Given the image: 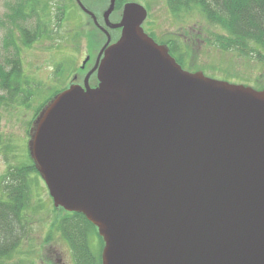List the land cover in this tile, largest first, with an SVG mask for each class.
Segmentation results:
<instances>
[{
    "label": "water",
    "instance_id": "water-1",
    "mask_svg": "<svg viewBox=\"0 0 264 264\" xmlns=\"http://www.w3.org/2000/svg\"><path fill=\"white\" fill-rule=\"evenodd\" d=\"M109 1L121 35L98 85L53 96L34 128L54 204L98 227L102 264H264V91L184 69L143 4L113 22Z\"/></svg>",
    "mask_w": 264,
    "mask_h": 264
},
{
    "label": "rangeland",
    "instance_id": "rangeland-1",
    "mask_svg": "<svg viewBox=\"0 0 264 264\" xmlns=\"http://www.w3.org/2000/svg\"><path fill=\"white\" fill-rule=\"evenodd\" d=\"M6 1L8 0H0V21L5 20L10 12ZM11 1L16 3V0ZM133 1L143 4L148 9L150 30L156 40L169 51L175 43L180 44L175 50V55L182 60L184 69L204 71L209 76L232 83H245L254 89L264 91V63L252 57H243L236 51H223L217 45L209 43V32L217 31L219 28L206 21L198 9H194L189 14L176 16L170 11L166 0ZM82 2L100 18V21L110 1L83 0ZM37 8L47 25V33L35 43L29 46L22 43L20 26L13 25L14 36L22 46L20 57L24 74L34 90L33 100L16 107L0 108L1 139L4 144L10 143L12 153L7 158L15 165L32 162L30 144L34 128L43 113L40 111L37 114L36 107L49 99L57 90L64 89L68 78L76 70L77 62H81L85 50L95 52L106 39L105 33L91 24L90 21L93 20L73 0H37ZM62 12L64 13L61 20ZM119 14L112 15L110 21H119ZM39 20L40 18L35 14L32 20L26 22L29 24H24L25 22L19 24L23 23L21 25H30L34 28ZM8 28L12 29L10 26ZM6 32L7 28L0 27V62L7 53L3 47V36ZM5 160L6 154L2 153L0 174L7 171L8 163ZM32 175L35 184L32 190L34 192L32 203L27 211L28 230L12 253L8 264H44L42 260L50 261V257H54V253H57L55 250H60L67 262L83 264V261L75 258L71 245L58 227V220L62 218L64 211L58 210L59 207L56 209L44 180L35 173ZM97 232L92 229L89 240L92 250L100 253L103 247Z\"/></svg>",
    "mask_w": 264,
    "mask_h": 264
},
{
    "label": "trees",
    "instance_id": "trees-1",
    "mask_svg": "<svg viewBox=\"0 0 264 264\" xmlns=\"http://www.w3.org/2000/svg\"><path fill=\"white\" fill-rule=\"evenodd\" d=\"M126 0H118L114 15L119 14ZM170 11L176 16H182L198 9L210 24L219 30L209 32L208 39L223 51H236L243 57H252L258 62L264 63V0H166ZM10 12L5 20L0 21V27L7 28L4 37V60L0 62V108L16 107L33 100V88L26 79L23 70L21 56L22 46L14 36L15 26H20L21 42L31 45L47 33V25L43 21L40 10L37 8V0H11L6 1ZM63 13L60 19L62 20ZM40 18L34 28L29 25H21L19 22L29 24V20ZM90 17V16H89ZM91 18V17H90ZM92 19V18H91ZM60 20V22H61ZM93 20V19H92ZM150 21V20H149ZM91 24L98 29L93 21ZM10 26L12 29L8 28ZM153 35V33L151 32ZM154 36V35H153ZM163 43V42H162ZM180 44L175 43L171 53L179 63L182 60L175 55V50ZM174 50V53H173ZM61 90H57L49 99L36 107L37 114L52 100L53 96ZM0 132V155L6 154L8 163L7 171L0 174V264H8L12 253L19 246L28 230V208L33 197V183L36 174L40 176L35 162L15 165L8 161L12 150L10 143L4 144ZM15 154V153H13ZM14 156V155H13ZM64 211L59 221V229L71 245L74 256L83 264H92L93 259L102 264L101 250L99 256L92 250L90 236L96 225L90 221L83 212ZM98 233V232H97ZM99 235V234H98ZM101 246H104L102 236ZM101 247V248H102ZM96 256V257H95ZM82 264V263H81Z\"/></svg>",
    "mask_w": 264,
    "mask_h": 264
},
{
    "label": "flooded vegetation",
    "instance_id": "flooded-vegetation-1",
    "mask_svg": "<svg viewBox=\"0 0 264 264\" xmlns=\"http://www.w3.org/2000/svg\"><path fill=\"white\" fill-rule=\"evenodd\" d=\"M82 1L83 0H81V2ZM73 2H75L78 5L77 0H73ZM117 2H118V0H116V4H117ZM126 2H127V0L123 3V5ZM116 4H115V9H116ZM114 10L110 14L109 20H111L112 15H114V12H115ZM104 12L105 11H103V13H102L101 20L99 21L100 18L98 16H97V20L101 26L106 27V22H105L106 20L104 18ZM119 15L121 17L122 10L120 11ZM91 18L93 19V17H91ZM149 20L150 19H149V15H148L147 18L145 19V21L143 22V28H144L143 30H145L149 35H151L154 38V40H156L157 38L151 34L152 30H150L151 24H150ZM97 27L100 29L99 26H97ZM106 28L108 29L107 32H108L109 36L106 32H104L102 29H100V31L103 32V34L105 33V37H106L105 42L95 52H93L92 50L91 51L90 50L84 51V53H83L84 55L81 58V62H79V61L77 62L76 67H75L76 70L73 74H71L70 78L67 80L66 85H64V88L71 86L72 84H75V83H79V84L83 85L85 83L86 79L88 80V83L90 86L95 87L98 85L97 83H99V81H98L97 74H96L97 69H95V68H96L98 62H100L104 56L103 50H104V46L106 45V43L108 41V37H110V44H111L114 41H116L121 35V29L120 28H117V29H112L110 27H106ZM156 41L158 43H160L158 40H156ZM180 64L182 65V63H180ZM40 178H42V177L40 176ZM58 207H59L58 210H60L62 208L60 206H56V209ZM28 225H29V222H28ZM102 250L103 249H101V258H102ZM59 251L55 250V252H57V253H54L55 256L50 257V261L48 259L47 260L43 259L42 263H44V264H71V262H67V260L64 259V257L62 256V254ZM97 256H99V253H97ZM76 264H78V263L76 262ZM92 264H98V260L93 259Z\"/></svg>",
    "mask_w": 264,
    "mask_h": 264
}]
</instances>
